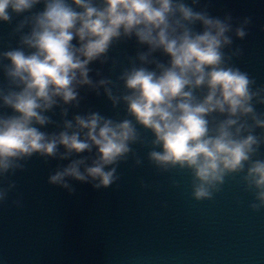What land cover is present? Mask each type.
Returning <instances> with one entry per match:
<instances>
[{"label": "clouds", "instance_id": "clouds-1", "mask_svg": "<svg viewBox=\"0 0 264 264\" xmlns=\"http://www.w3.org/2000/svg\"><path fill=\"white\" fill-rule=\"evenodd\" d=\"M199 4L0 0V22L14 24L0 50V109L6 110L0 111V205L24 207L22 195L10 201L17 183L9 177L27 171L34 156L45 163L79 156L48 176L50 185L74 195L70 180L95 190L118 186L121 162L131 158L143 165L133 147L141 145L156 174L169 177L170 188H181L173 174L187 175L193 201H213L229 178L239 177L251 196L248 208L264 210V110H258L264 108V84L235 64L244 53L233 47L234 38L249 35L252 18L234 24L231 13L212 16L208 5L197 10ZM132 38L137 52L125 57L116 79L97 70L100 79L94 80L90 65L111 60L115 70L120 62L110 50ZM85 86L97 96L103 89L113 108L124 106V117L88 111L67 119L69 107H80ZM55 108L60 123L46 114ZM48 125L60 130H41ZM139 184L144 190L155 186L144 179Z\"/></svg>", "mask_w": 264, "mask_h": 264}, {"label": "water", "instance_id": "water-1", "mask_svg": "<svg viewBox=\"0 0 264 264\" xmlns=\"http://www.w3.org/2000/svg\"><path fill=\"white\" fill-rule=\"evenodd\" d=\"M204 5L212 16L222 18L231 13L234 24L252 18L249 35L244 40L234 38L233 47L240 46L244 53L234 62L258 84H264V0H200L197 10ZM42 7L38 5L37 10ZM13 26L0 22V50L8 45ZM15 43L13 39V47ZM137 49L135 38L121 41L109 52L120 62L115 70L111 60L103 65L97 61L90 65V76L100 79L96 76L99 70L102 76L115 80L121 64H127L125 57L135 56ZM155 55L167 60L160 53ZM100 91L97 96L87 86L79 89L83 97L80 107H69L67 119L88 111L122 119L124 106L113 108L103 89ZM258 110L264 108L258 106ZM46 114L61 122L59 108ZM41 130L60 129L48 125ZM133 147L143 165L135 166L131 158L121 162L118 186L106 189L95 190L89 183L70 180L76 191L69 195L48 183L57 166H66L79 156L47 163L34 156L27 171L9 177L17 183L10 201L22 195L24 207L0 205V264H264V210L254 213L248 208L251 196L243 191L239 177L229 178L213 201L196 202L188 195L187 175L173 174L181 188H170L169 177L158 176L148 163L149 149ZM141 179L155 186L141 189Z\"/></svg>", "mask_w": 264, "mask_h": 264}]
</instances>
